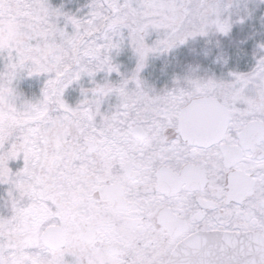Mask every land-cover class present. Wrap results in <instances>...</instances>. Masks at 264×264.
<instances>
[{"label": "snow or ice", "instance_id": "6c2138e0", "mask_svg": "<svg viewBox=\"0 0 264 264\" xmlns=\"http://www.w3.org/2000/svg\"><path fill=\"white\" fill-rule=\"evenodd\" d=\"M0 264H264V0H0Z\"/></svg>", "mask_w": 264, "mask_h": 264}, {"label": "flooded vegetation", "instance_id": "af4514ba", "mask_svg": "<svg viewBox=\"0 0 264 264\" xmlns=\"http://www.w3.org/2000/svg\"><path fill=\"white\" fill-rule=\"evenodd\" d=\"M78 2L83 3L84 0H78ZM179 55L185 57L190 62L191 67L197 70L199 67V62L203 60V51L199 47L186 49L183 52L179 53ZM241 70H246V68L242 67Z\"/></svg>", "mask_w": 264, "mask_h": 264}]
</instances>
